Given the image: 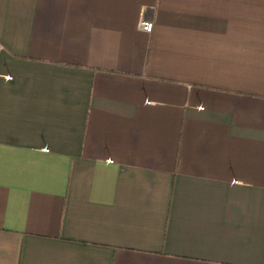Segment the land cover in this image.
<instances>
[{
	"label": "crops",
	"instance_id": "0c3cea01",
	"mask_svg": "<svg viewBox=\"0 0 264 264\" xmlns=\"http://www.w3.org/2000/svg\"><path fill=\"white\" fill-rule=\"evenodd\" d=\"M0 264H264V0H0Z\"/></svg>",
	"mask_w": 264,
	"mask_h": 264
},
{
	"label": "built area",
	"instance_id": "2783aa9c",
	"mask_svg": "<svg viewBox=\"0 0 264 264\" xmlns=\"http://www.w3.org/2000/svg\"><path fill=\"white\" fill-rule=\"evenodd\" d=\"M139 29L144 33L151 34L154 30V23L152 21L142 19L139 23Z\"/></svg>",
	"mask_w": 264,
	"mask_h": 264
}]
</instances>
